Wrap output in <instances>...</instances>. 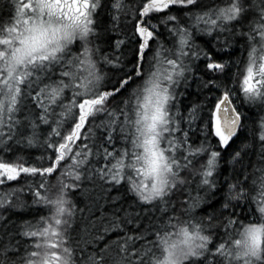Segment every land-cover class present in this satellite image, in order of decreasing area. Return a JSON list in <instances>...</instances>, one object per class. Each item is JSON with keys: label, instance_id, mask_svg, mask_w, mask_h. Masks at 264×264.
I'll use <instances>...</instances> for the list:
<instances>
[{"label": "trees", "instance_id": "obj_1", "mask_svg": "<svg viewBox=\"0 0 264 264\" xmlns=\"http://www.w3.org/2000/svg\"><path fill=\"white\" fill-rule=\"evenodd\" d=\"M151 1L95 0L90 51L97 76L86 75L83 46L75 41L32 65L13 96L0 92V163L40 171L0 184L14 197L0 218V264L32 257L34 234L51 210L42 186L52 187L55 175L45 170L58 162L80 104L105 93L75 144L81 160L69 194L70 264H155L164 253L162 238L179 222L209 237L201 254L180 264H233L228 250L249 224L264 221V93L248 96L241 83L261 45L264 0H195L145 15ZM22 5L0 0V39ZM140 28L151 31L146 43ZM169 59L176 72L162 146L172 173L184 178L175 190L144 200L131 182L140 96ZM223 93L241 117L226 145L213 127ZM258 264H264V237Z\"/></svg>", "mask_w": 264, "mask_h": 264}, {"label": "rangeland", "instance_id": "obj_2", "mask_svg": "<svg viewBox=\"0 0 264 264\" xmlns=\"http://www.w3.org/2000/svg\"><path fill=\"white\" fill-rule=\"evenodd\" d=\"M21 1L23 11L0 39V92L9 98L13 96L22 76L32 65L51 59L75 41H80L83 46L82 66L86 75L97 76L96 65L90 51L95 0ZM194 1L152 0L144 14L149 15L174 3L186 5ZM140 32L146 43L151 31L140 28ZM210 66L219 68L215 62H211ZM175 72L176 65L173 59L160 63L141 91L136 128L137 149L134 152L132 168L135 175L132 176L131 182L135 192L144 200H153L175 190L182 184L184 178L172 173L162 146L167 129L170 83ZM241 83L248 96L264 93V32L261 45L252 51L243 70ZM107 96L105 93L95 99H86L80 104L79 122L59 149L58 162L45 170L48 175H55L52 187L42 186L47 190L44 199L51 205L50 215L44 227L34 234L37 239L36 248L26 264H70V251L65 237L71 217L69 194L76 185V167L81 160V151L77 152L75 144L80 138L87 118L104 105ZM227 98H230L227 93L220 97L213 121L214 131L223 145L230 141L240 127V122L229 123L230 117L226 111ZM237 114L240 116L238 112ZM59 162L62 164H58ZM36 171L39 170L17 162L0 163V184L22 173ZM13 200V195L3 194L0 190V218L3 212L11 207ZM260 204L264 217V191L260 197ZM263 237V220L249 224L233 247L228 250L230 261H234L233 264H258L262 259ZM162 242L164 253L155 264H180L201 254L209 243V237L205 233L191 231L183 222H179L162 238Z\"/></svg>", "mask_w": 264, "mask_h": 264}, {"label": "water", "instance_id": "obj_3", "mask_svg": "<svg viewBox=\"0 0 264 264\" xmlns=\"http://www.w3.org/2000/svg\"><path fill=\"white\" fill-rule=\"evenodd\" d=\"M233 103L231 102L230 98L226 99V111L228 116L230 117V124L231 123H239L240 122V116L237 114L235 108L233 107Z\"/></svg>", "mask_w": 264, "mask_h": 264}]
</instances>
